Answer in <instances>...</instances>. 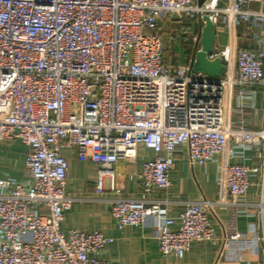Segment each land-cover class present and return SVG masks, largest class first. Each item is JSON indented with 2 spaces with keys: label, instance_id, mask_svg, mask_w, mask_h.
Masks as SVG:
<instances>
[{
  "label": "built area",
  "instance_id": "obj_1",
  "mask_svg": "<svg viewBox=\"0 0 264 264\" xmlns=\"http://www.w3.org/2000/svg\"><path fill=\"white\" fill-rule=\"evenodd\" d=\"M263 1L0 0V142L20 139L29 147L26 179L0 178V264H116L100 256L110 241L101 231L61 226L75 200L65 189L64 148L99 166L96 194L120 159L134 160L138 146L154 152L142 163L136 197L112 188L110 212L118 229L152 219L165 257L181 258L192 243L215 238L208 217L214 201L188 202L174 218L169 201L149 198L169 186L179 148L192 165L224 155L216 179L233 203L256 177L264 231V126L249 129L242 117L264 91V10L247 8ZM174 13L197 21L199 33L204 15L214 26L222 16L262 31L255 46L236 48L234 76L211 77L167 56L158 29ZM229 86L238 87L240 119L225 128ZM246 150L257 164L227 162ZM257 229L229 226L222 241L234 259L264 239Z\"/></svg>",
  "mask_w": 264,
  "mask_h": 264
},
{
  "label": "crops",
  "instance_id": "obj_2",
  "mask_svg": "<svg viewBox=\"0 0 264 264\" xmlns=\"http://www.w3.org/2000/svg\"><path fill=\"white\" fill-rule=\"evenodd\" d=\"M231 0H222L226 5ZM249 10H264V1L247 5ZM185 24V23H183ZM199 33L198 23L188 30ZM262 27H252L244 22H229L223 20L214 26L215 48L222 52L220 58L225 66L222 76H234L235 50L241 46H255V38L260 35ZM190 54L175 61L179 64H189L196 47V38ZM171 57V56H170ZM237 86H229L225 94L224 127L237 124L240 116L237 111ZM248 89V88H247ZM242 117L249 129H259L264 126V91L258 89L254 106H246ZM29 147L20 139L0 142V178L11 177L18 181L26 179L25 158ZM61 153L68 159L65 189L74 197L61 223L63 229L76 228L99 230L110 241L100 252V256L116 264H264V239L257 241V246L243 254L240 259H234L223 244L224 233L234 224L237 230H247L249 223L258 227L257 235L264 237L262 221L258 211L259 202L258 179H252L246 196L233 203L231 195L225 186L217 183L219 161L224 155H217L216 160L205 166L191 164L185 148H179L173 157V167L168 173L169 186L166 189H154L149 198L169 201V214L176 218L186 203L209 199L214 201L208 212V217L215 228V238L211 241L194 242L181 258L161 255L158 241L153 235L152 219L141 226L126 225L118 229L116 221L110 212V199L115 196L113 187L121 189V195L136 197L138 193V174L142 163L154 157L150 149L138 146L134 160L120 159L113 168V175L105 177L104 191L94 192L99 166L90 161L77 160L75 150L62 149ZM246 162L257 164L252 157V151H237L227 162ZM252 234H248L251 236Z\"/></svg>",
  "mask_w": 264,
  "mask_h": 264
},
{
  "label": "rangeland",
  "instance_id": "obj_3",
  "mask_svg": "<svg viewBox=\"0 0 264 264\" xmlns=\"http://www.w3.org/2000/svg\"><path fill=\"white\" fill-rule=\"evenodd\" d=\"M194 23L197 24V21L188 18L186 15H183L181 18L167 17L160 22L158 32L163 38L166 54L167 56H171L172 60H175L178 56L179 60L183 59L185 53L187 56L193 49L194 39L196 38L195 32H185L183 27H187L189 30Z\"/></svg>",
  "mask_w": 264,
  "mask_h": 264
},
{
  "label": "water",
  "instance_id": "obj_4",
  "mask_svg": "<svg viewBox=\"0 0 264 264\" xmlns=\"http://www.w3.org/2000/svg\"><path fill=\"white\" fill-rule=\"evenodd\" d=\"M204 0H197V5H201ZM178 14H172V18H178ZM203 23L200 27L198 49H194L190 65L195 72H200L211 77H221L225 66L220 57L209 59L208 52H216L214 24L209 16H203ZM197 46V45H196ZM196 48V47H195Z\"/></svg>",
  "mask_w": 264,
  "mask_h": 264
}]
</instances>
